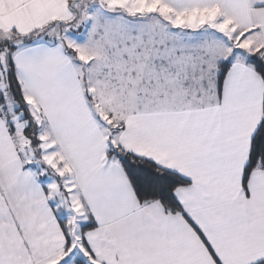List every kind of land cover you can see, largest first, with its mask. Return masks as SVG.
Here are the masks:
<instances>
[{
  "label": "snow or ice",
  "instance_id": "1",
  "mask_svg": "<svg viewBox=\"0 0 264 264\" xmlns=\"http://www.w3.org/2000/svg\"><path fill=\"white\" fill-rule=\"evenodd\" d=\"M0 264H264V0H0Z\"/></svg>",
  "mask_w": 264,
  "mask_h": 264
}]
</instances>
